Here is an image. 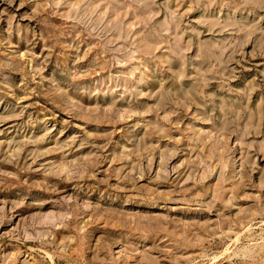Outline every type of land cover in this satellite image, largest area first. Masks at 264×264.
Returning <instances> with one entry per match:
<instances>
[{
    "label": "rangeland",
    "instance_id": "374dc122",
    "mask_svg": "<svg viewBox=\"0 0 264 264\" xmlns=\"http://www.w3.org/2000/svg\"><path fill=\"white\" fill-rule=\"evenodd\" d=\"M0 264H264V0H0Z\"/></svg>",
    "mask_w": 264,
    "mask_h": 264
}]
</instances>
